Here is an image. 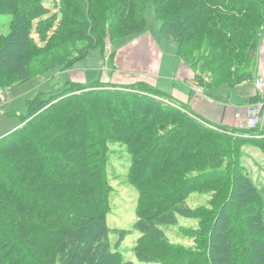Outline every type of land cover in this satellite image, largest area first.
I'll return each instance as SVG.
<instances>
[{"label": "trees", "instance_id": "obj_1", "mask_svg": "<svg viewBox=\"0 0 264 264\" xmlns=\"http://www.w3.org/2000/svg\"><path fill=\"white\" fill-rule=\"evenodd\" d=\"M148 2L60 0L59 27L38 43L36 32L45 37L54 19L41 14L51 8L42 0H0V88L12 90L38 75L69 69L97 47L105 52L117 38L144 33ZM153 3L162 35L177 43L176 57L192 69L196 84L235 87L259 76L260 46L253 56L249 52L254 41L264 39V0ZM128 102L134 115L144 106L138 121L129 123L144 151L138 160L144 169L133 181L140 187L161 174L174 177L172 191L151 201L146 212L155 209L153 219L160 217V224L178 225L175 215L199 222L195 229L180 225L191 240L187 246L168 238L158 224L139 221L140 243L152 259L146 263L264 264V198L242 165L246 144L264 153V127L212 126L144 81L73 82L58 92L38 93L28 100L21 124L0 135V264H135L114 248L107 221L108 138L125 139L117 127L129 113L121 104ZM163 117L183 120L161 129ZM153 147L159 149L154 148L155 165ZM201 159L210 160L207 167L199 165ZM182 161H190L182 171L170 168ZM204 192L212 193L209 206L188 205L193 193ZM146 233L156 237L147 242Z\"/></svg>", "mask_w": 264, "mask_h": 264}, {"label": "rangeland", "instance_id": "obj_2", "mask_svg": "<svg viewBox=\"0 0 264 264\" xmlns=\"http://www.w3.org/2000/svg\"><path fill=\"white\" fill-rule=\"evenodd\" d=\"M42 1L47 6H49L51 10H44L41 15H51L54 16V19L45 37L36 32L35 39L38 43H42L44 39L50 38L55 29L59 27L61 21L60 10L56 7L60 0ZM146 13L148 24L146 32L151 35V37L159 47L160 58L162 61V66L158 77V87L162 91L169 94V91L174 87V79L171 77V74L172 72L179 71L175 59L178 45L175 41L167 39L162 35L160 30L161 23L156 17L153 0H149ZM5 19L7 20V22L9 21V17H5ZM5 31H2V34H4ZM138 36L139 34L115 39L113 41V50L119 51L120 48L131 43ZM259 46L261 56V52H264V39L263 42L262 39L261 41L256 40L253 42L249 52L250 56H253V54H255V49ZM107 52H112V48H105V53ZM75 67L79 68V70L87 74V84L111 83L113 79V59L110 56H107V54L104 55L103 50L100 47L93 49L86 56L81 58L76 63ZM58 71L59 70H56L45 75H38L36 77H33L25 83L16 85L12 90L4 88L6 91H8V93L6 95L7 98L0 106V135L9 130L17 128L21 124V116L27 113V103L29 99L35 97V95L38 93H48L50 91L58 92L64 86H66L64 84L68 83V77L64 74L60 75ZM258 74L259 76L264 77V69L261 68V62L259 65ZM71 83L72 82L70 81L69 84ZM251 83H255V80ZM176 87L177 90L187 88L185 86V83H182L180 86L176 85ZM43 95L46 96V94ZM132 105L133 104L131 102L121 104V108L125 110V112L127 111L129 113L127 117L123 118L124 124L117 127V131L119 130L117 134H122L121 137L125 139L121 140L120 138H108L109 144L107 145V147L109 149V154L107 155V169L109 173L110 183L112 185V194L111 210L108 213L107 221L108 225L112 229V231L110 232V240L114 248L118 249L124 254V258L126 260H132L135 264H157L152 262L146 263L145 258L149 261L152 259L145 256L144 254L145 244L140 243V238L143 236V233L142 231L137 229V223L141 220H145L147 227H153L155 224H158L166 231L168 238H170L172 241L189 246L192 245L191 240L187 239L184 235L185 233L180 230V225L186 226L189 229H195L197 228V226H199V222L197 218L175 215L174 219L178 225L173 226L169 224H160V217L153 219L155 209L146 212L147 209H149L147 206L151 201L157 203L165 198V195L167 193H170L172 191L173 188L169 186V184L173 182L172 179H174V177L172 174H161L158 175L156 179L151 181L150 185L145 186L144 184V186L140 187H138L133 181L132 175L135 172L139 173L144 169L142 167V163L138 162V160L141 159L144 151L141 147V138L134 136V130L130 127L129 123L132 118L138 121L139 114L143 112L144 106L140 105L139 107H136L137 112H135V116L131 113V111H133ZM186 107L189 108L188 105H186ZM150 108H152V111L155 107ZM151 114L160 115V112L154 110ZM182 120L183 118L181 117H163V128L161 129H167L171 124L181 125ZM121 129L123 131H121ZM194 129L195 131H197L196 127H194ZM151 136L153 138V133L151 134ZM154 148L156 147H153V149L151 148L152 150L150 149V159L153 165H155L158 153L157 151H159L158 147L156 148L157 151L154 150ZM76 150H78L79 152L84 151V149L80 148H76L74 151ZM242 151V165L245 167V169H247L248 173L252 177L254 184L258 187L260 193L264 198V153L259 149V147L252 144H246L245 146H243ZM188 162L190 161L178 162L170 168L179 169L182 171L184 169V165ZM195 162L199 161L197 160ZM209 162V159H201L199 165H205L207 167ZM228 165L230 166L229 161L224 159L222 168H227ZM211 199V192L193 193V195L188 199V205L192 207L209 206L211 203ZM149 216L152 217V219L148 218ZM21 218L22 217H19L18 219L21 220ZM150 237L156 236L151 235V233L145 234V238L148 240L147 242H150ZM164 258L166 259L167 256H164ZM177 262H179L178 264H181L179 260Z\"/></svg>", "mask_w": 264, "mask_h": 264}, {"label": "crops", "instance_id": "obj_3", "mask_svg": "<svg viewBox=\"0 0 264 264\" xmlns=\"http://www.w3.org/2000/svg\"><path fill=\"white\" fill-rule=\"evenodd\" d=\"M103 54L106 53L103 51ZM111 58L114 64L111 82L127 84L144 81L161 90L158 87L162 66L159 47L146 31L119 51H115ZM175 59L179 71L171 74L174 87L169 91V95L188 105L194 113L212 126H238L240 117L245 116L248 108L256 102L254 101L257 94L255 84L247 82L235 87L224 84L206 89L193 80L194 73L191 68L177 57ZM260 62L261 68L264 69V52H261ZM75 65L58 71L60 75L64 74L68 77V83L64 85H68L70 81L86 83L87 74ZM182 83H185L187 88L177 90L176 85L180 86ZM259 123L264 127V111L260 115Z\"/></svg>", "mask_w": 264, "mask_h": 264}, {"label": "built area", "instance_id": "obj_4", "mask_svg": "<svg viewBox=\"0 0 264 264\" xmlns=\"http://www.w3.org/2000/svg\"><path fill=\"white\" fill-rule=\"evenodd\" d=\"M107 48H112V44L108 43L106 45ZM255 86L257 90V94L259 96V100L256 101L250 108H248L245 116L240 117L239 127L241 128H252L259 123L260 115L264 111V77L259 76L255 79ZM8 91L4 88H0V106L7 98ZM3 100V101H2Z\"/></svg>", "mask_w": 264, "mask_h": 264}]
</instances>
